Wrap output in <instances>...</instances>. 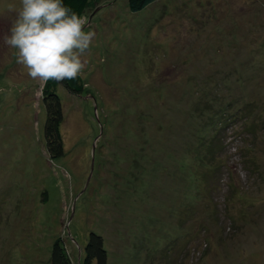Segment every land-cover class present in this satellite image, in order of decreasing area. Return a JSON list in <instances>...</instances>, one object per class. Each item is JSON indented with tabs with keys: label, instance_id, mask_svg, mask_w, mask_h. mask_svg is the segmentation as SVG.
<instances>
[{
	"label": "rangeland",
	"instance_id": "374dc122",
	"mask_svg": "<svg viewBox=\"0 0 264 264\" xmlns=\"http://www.w3.org/2000/svg\"><path fill=\"white\" fill-rule=\"evenodd\" d=\"M75 30L0 0V264H264V0H91ZM62 84L65 156L44 139Z\"/></svg>",
	"mask_w": 264,
	"mask_h": 264
},
{
	"label": "trees",
	"instance_id": "16d2710c",
	"mask_svg": "<svg viewBox=\"0 0 264 264\" xmlns=\"http://www.w3.org/2000/svg\"><path fill=\"white\" fill-rule=\"evenodd\" d=\"M91 0H34L36 20L54 32L75 30L83 26L82 19ZM156 0H128L129 9L140 11ZM58 84L74 94L84 93L83 79L79 74H66L60 80L49 73L43 87V104L46 121L44 139L47 153L52 160L65 156L62 125L65 120L64 105L58 92ZM82 264H108V252L104 237L92 232L84 248ZM51 264H73L61 240L54 244Z\"/></svg>",
	"mask_w": 264,
	"mask_h": 264
}]
</instances>
